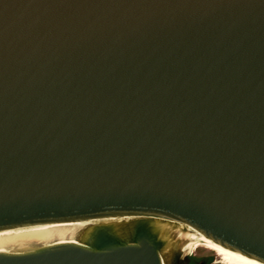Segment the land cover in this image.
I'll return each instance as SVG.
<instances>
[{"label":"water","instance_id":"water-1","mask_svg":"<svg viewBox=\"0 0 264 264\" xmlns=\"http://www.w3.org/2000/svg\"><path fill=\"white\" fill-rule=\"evenodd\" d=\"M264 264V0H0V264Z\"/></svg>","mask_w":264,"mask_h":264},{"label":"bare ground","instance_id":"bare-ground-1","mask_svg":"<svg viewBox=\"0 0 264 264\" xmlns=\"http://www.w3.org/2000/svg\"><path fill=\"white\" fill-rule=\"evenodd\" d=\"M198 244H204L207 248L216 250L222 258V261L226 262L227 264H263L257 260L251 259L242 254L231 251L221 245L213 243L208 239L201 238L199 241L194 243V246Z\"/></svg>","mask_w":264,"mask_h":264},{"label":"flooded vegetation","instance_id":"flooded-vegetation-1","mask_svg":"<svg viewBox=\"0 0 264 264\" xmlns=\"http://www.w3.org/2000/svg\"><path fill=\"white\" fill-rule=\"evenodd\" d=\"M201 246H205V245L204 244H198L195 246L193 245L192 251L190 252V254L188 256H186L181 261V264H208L210 257L205 256V255L201 254L200 252H198V249ZM210 250H212V249H210Z\"/></svg>","mask_w":264,"mask_h":264},{"label":"rangeland","instance_id":"rangeland-1","mask_svg":"<svg viewBox=\"0 0 264 264\" xmlns=\"http://www.w3.org/2000/svg\"><path fill=\"white\" fill-rule=\"evenodd\" d=\"M192 251V250H191ZM198 252H200L201 254L210 257L208 264H225L226 262L222 261V258L220 257V255L217 253L216 250L213 251L210 250L209 248L205 247V246H201L198 249ZM219 256H218V255ZM227 264V263H226Z\"/></svg>","mask_w":264,"mask_h":264}]
</instances>
